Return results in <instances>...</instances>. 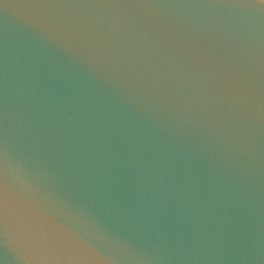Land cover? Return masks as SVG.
<instances>
[{
    "label": "water",
    "instance_id": "water-1",
    "mask_svg": "<svg viewBox=\"0 0 264 264\" xmlns=\"http://www.w3.org/2000/svg\"><path fill=\"white\" fill-rule=\"evenodd\" d=\"M0 264H264V2L0 0Z\"/></svg>",
    "mask_w": 264,
    "mask_h": 264
},
{
    "label": "clouds",
    "instance_id": "clouds-1",
    "mask_svg": "<svg viewBox=\"0 0 264 264\" xmlns=\"http://www.w3.org/2000/svg\"><path fill=\"white\" fill-rule=\"evenodd\" d=\"M261 2H264V0H261Z\"/></svg>",
    "mask_w": 264,
    "mask_h": 264
}]
</instances>
